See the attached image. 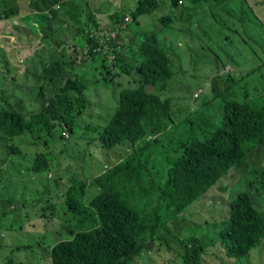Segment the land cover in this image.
<instances>
[{
    "label": "trees",
    "instance_id": "16d2710c",
    "mask_svg": "<svg viewBox=\"0 0 264 264\" xmlns=\"http://www.w3.org/2000/svg\"><path fill=\"white\" fill-rule=\"evenodd\" d=\"M229 1L234 0L165 2V11L167 5L170 9L166 16L156 13L152 27H157V31L144 26V17L161 8L159 0H141L135 12L123 7L121 12L109 16L112 28L106 26L102 32H114L123 23L127 31H116L117 38L102 40L100 45H92L91 33H81V38L86 39L90 47L76 45L68 59L55 57L48 60L37 74L42 81L41 86L34 85L31 80L35 77L32 73L35 69L29 70L23 59L19 66L15 60L16 52L7 50L4 47L6 41L0 38V61L9 71L7 75L0 67V145L4 147L5 141L26 134L39 142L42 136L46 137L45 150L34 153L33 147L41 148L35 142L29 150V157H34L29 168L31 171L50 169L51 144L67 140L66 134L74 133L77 122L93 102L87 92L93 90L98 93V88L92 87L94 84L102 81L112 85L114 94L118 96L117 103L112 96V104L118 107L104 132L86 143L84 154L90 153V157L101 162L96 164L93 159L90 164V175H93L90 183L83 179L81 169L65 171L61 176L57 174L47 179L50 200L46 204L41 200L36 202L37 207H44L39 218L51 223L49 227L42 228V232L54 243L42 249V257L38 253L40 244L12 245V251L3 254L6 259L0 258V264H146L148 260L157 259L154 250L158 253L167 244V233L175 235L184 230L175 216L181 215L197 201H202L204 211L200 227L210 225V220L215 218L207 216L213 213L204 208L209 202L212 207L224 210L220 221L212 222L219 227V235L201 233L197 238L181 239L180 247L174 252L176 262L204 264L205 252L216 245L214 254L217 257L223 253L234 260V264H244L241 263L243 260L249 264L251 253L264 242V99L260 92L264 91V85L257 86L259 83L252 82L258 81L250 79L264 75L261 72L264 69L263 54L253 51L259 58L255 69L253 63L248 67L252 69L247 73L248 77L243 73L228 72L227 75L224 72L212 78L208 99L193 106L196 111L185 116L182 124L186 127L183 130L175 121L171 99L161 95L169 89L176 74L175 68L181 61L180 54L174 59V52L193 45L191 40L182 43L162 38L163 33L173 34L174 23H186L185 19H188L191 26L198 25L199 29L189 34L175 33L177 38L188 36L205 43L201 36L210 31L206 24L211 23L210 32L215 22L221 25V16L217 17L219 13L214 14L213 8H220ZM72 4L73 0H32L31 14L37 13L49 25L53 18L69 16ZM186 4L196 9L204 4L211 10L209 13L191 14ZM56 6L60 9L56 10ZM80 9L77 10L78 17L82 13H79ZM224 10L229 12V9ZM241 11H250L253 30H264V21L253 7L244 4L238 14ZM17 13V8L0 4V19ZM127 14L132 21L125 20ZM131 25L137 27L136 31L128 30ZM249 42L256 43L252 36ZM100 46L104 48L101 57H104L106 69L102 78L95 75L91 66L87 71L77 73V67H87L82 64L83 52L78 53L80 57L74 60L71 56L81 50L89 58L95 57V48ZM259 46L263 49L262 44ZM201 48H204L203 43ZM207 49L218 61L222 60L216 50L209 45ZM111 56H114L115 63L110 62ZM228 63L239 66L241 61ZM11 71L13 76L10 78ZM92 74L93 77H88ZM122 77L125 80L119 83L118 78ZM26 93L34 95L32 104H27L28 108L24 103ZM164 140L168 143L177 141L174 151L173 148L170 151L173 155L180 152L182 156L176 161L174 159L167 173L157 177L154 172H159V166L153 163V155L160 152ZM11 148L13 155H20L19 148ZM26 155L21 154L20 157L25 158ZM114 162L120 163L113 165ZM103 169L105 171L98 175ZM7 176L10 180L17 179L15 175H3L0 176V184L7 183L4 180ZM242 180L246 191L234 198L229 182H234L231 187H235ZM214 187L219 192L215 196L211 194ZM26 199L23 191H16L7 198L0 190L3 208L16 202L27 208ZM2 245L0 243V249ZM150 249L153 253L147 255ZM15 250L20 252V256L12 258Z\"/></svg>",
    "mask_w": 264,
    "mask_h": 264
},
{
    "label": "rangeland",
    "instance_id": "374dc122",
    "mask_svg": "<svg viewBox=\"0 0 264 264\" xmlns=\"http://www.w3.org/2000/svg\"><path fill=\"white\" fill-rule=\"evenodd\" d=\"M140 1L141 0H73L70 15L67 17L53 18V20L58 24L57 30L65 37L68 36L69 31H76L77 34L74 39L78 46L90 47L88 46L89 44L86 42V39L81 38V33L85 34V32H87V35L91 33L90 39L93 43L92 45H100L102 44V40L117 38L116 31H127V26L123 23L122 26L114 32H111L113 30L102 32L106 26L112 28L109 25V16L114 13L121 12L123 7L130 8L132 12H135L137 8H139ZM159 1L161 3V8L159 10L157 9L155 13L144 17V26L152 31L158 30L157 27H152L153 21H155L156 13L159 12L162 16H166V13L170 9V6L167 5L165 11L164 5L165 2H170V0ZM263 1L264 0H261L260 5L257 6L255 1L251 0L253 9L262 21H264ZM21 2L22 12L30 13L31 10L27 7L29 5V1L21 0ZM203 5L196 9L194 6L186 4V8L189 9L191 14L209 13L211 7H205ZM79 7H81L79 13L82 12L80 17L76 16ZM221 7L213 8V13L215 14V12H218L219 14L217 17L221 16V25L215 22L213 31L210 32L211 27L209 24L211 23L206 24L208 25L206 29L210 31H207V35L201 36L205 43L198 39H189L188 36L177 38L176 34L178 35L180 32L189 34L190 32H196L199 29L198 25L191 26V20L188 19H185L186 23L179 21L176 24L175 22V32L173 31V34L168 35L166 32L163 33L162 38L180 40L182 43L187 40H191L193 44L192 48H184L174 52V59L178 57V54H180L181 61L175 68L176 74L170 83L169 89L161 94L163 98L171 99L174 106L173 111H175V121L177 124H180L181 130L186 127L182 124L185 116L196 111L193 106L198 105L205 99H208L210 89L209 81L212 78L219 75L221 76L224 72H227V75H229L228 72H232L233 74L243 73L247 76V73L252 71V69H248V67L253 63V69H255V66L258 63L257 58L259 57L255 56L253 51H258L259 55L262 56L263 54L264 56V30L252 29L253 19L250 11H246L245 13L241 11V14H238L240 13L239 10L244 7V5L240 4V0L226 2ZM224 8L229 9L227 14L229 17L226 16L227 11L224 10ZM59 9L60 6H56V10ZM185 15H187V11L185 12ZM75 16L78 17L77 20L74 18ZM125 20L132 21V18L129 14H127V16H125ZM96 24H100L98 25V28L96 27ZM158 26L161 25L158 24ZM136 28L137 27L135 25H131L128 30L136 31ZM216 30L220 31L213 34ZM250 36L253 37L256 43L251 44L249 42ZM201 43H203L204 48H201ZM260 44H262L263 49L259 46ZM207 45H209L211 49L220 53L222 60L218 61L219 59L214 57L213 54L208 51ZM253 45L254 48L252 47ZM103 50L104 48L100 46L99 50H97L99 52H95L94 55L96 56L91 58H89L90 56H88L85 51L78 50L76 55L71 56V58L74 60L75 58L80 57L78 53L83 52L81 58L82 64H86L87 67H77L76 72L80 73L81 71L88 69V66H91V70L95 72V75L98 78H102V74L106 71L103 64L104 57H101V51ZM56 56L57 55L52 51H45L38 53V55L30 56L25 60V63L29 67L35 69V71H32V73L35 74V77L34 79H31L34 85L41 86L42 81L37 77V74L42 69L44 63L48 62V60L54 59ZM16 60L19 66H21L18 56H16ZM110 60L111 63H115L114 56H111ZM231 60L241 61L240 64H242L243 69H240L241 65L239 63V66H236V63L235 65L228 63ZM216 63L221 65L217 66ZM222 65H225L226 68H223ZM0 67L4 68L5 73L8 75L9 71L5 67L4 62L0 61ZM261 72L264 74V69L261 70ZM12 76L13 72L11 71L9 77L11 78ZM93 76L94 74L88 77ZM255 76H258L256 72ZM250 79H252V81H258L252 82L254 84L259 83L256 84L257 86L264 85V75ZM123 80H125V77H122L120 80L118 78L119 83H122ZM248 86H251V84ZM92 87L98 88V93L95 94L93 90L87 92L88 97L93 102L77 122L74 133L70 136H67L66 134L65 137L67 140H59L51 144L53 154H50L52 163L49 170L39 172L29 170L32 165L31 159L34 158L29 157V150L32 144L35 142L36 145L38 144L41 146L40 149L37 146L33 147L32 149L34 150V153L45 150L44 142L46 141V137L42 136L40 143L35 140L32 135L26 134L21 138L27 139V141H22L21 138H15L13 140L5 141L4 147L0 145V176L11 174L17 177V179L10 180L9 176H7V178L4 179L7 183L3 182L0 184L1 192L7 198L11 197V195L16 191H23L27 196L25 201V207L27 208H22L24 206H22L21 202H16L13 205L9 204L7 208H3L4 206L0 200V243L3 244L0 249L1 259H6L3 254L11 252L12 245L15 247H21L23 245L34 243L41 245L38 253L42 257V249L47 248L51 243H54L50 238L45 236L46 234L44 232H42V228L45 229L46 227H49L51 223H45L42 218H39V215L43 212L44 207H37L36 204L38 200H41L45 204L50 200L51 190L47 179L52 176H57V174L61 176L65 171L81 169L84 173L83 179L87 181V184H89L93 176L90 175V173H92L90 164L93 159L96 164H101V162L97 159L90 157V153L87 155L84 154L87 148L86 143L98 134L104 132L107 122L111 119L118 107L117 104H112V96L116 103L118 102V96L114 94L112 85H107L102 81L94 84ZM260 92L264 99V91L261 90ZM33 96L34 95L32 93H26V100L24 101L26 106L28 102L32 104L31 101L33 100ZM33 104L36 108V104ZM215 106L220 107L219 105ZM95 108L96 112L94 113ZM87 121H91L92 123H87ZM56 133L58 136L60 135V132L57 131ZM168 142V140H164L162 143L163 147L160 148V152H156L153 155V163L159 166V172H154V175L157 177L161 174L167 173L168 169L172 166L174 159L176 161L182 156L180 152L173 155L170 151L171 148H173L172 151H174L178 142ZM11 147L19 148L20 155L27 153V157L23 158L18 154L13 155ZM119 163L120 162H114L113 165H119ZM104 171L105 169L99 171L98 175ZM233 183L234 182H229L228 187H230L234 198L240 193L246 191V188L244 187V180H242L240 185L231 187ZM218 193L219 192H217L216 187L211 190V194H214L213 196L218 195ZM207 205L208 207H204L205 210L213 211V213L209 215L207 214V216L209 218L215 217L213 220H210V225L204 224L200 227V224L203 223L202 217L204 216L202 201L195 202L187 207L181 215L175 216L178 218V225L183 227L184 230H181L175 235L170 232L166 234L165 242H167V244H164L161 251H158V253L163 256V259L160 260L158 264H179L174 258V252L178 247H180L181 239L189 240L191 236L197 238L201 233L207 236L216 235V237H218L219 227L212 222H219L224 210L220 207H212L211 202ZM215 248L216 245L210 246L207 252H205L204 264L235 263L234 260L228 259L223 253L220 257H217L214 254ZM158 253L154 250L156 257H158ZM27 254L28 253L25 252V256H27ZM19 256L20 252L16 250L11 255L12 258ZM263 261L264 242L251 253L249 264H263ZM241 263L247 264L248 261L243 260Z\"/></svg>",
    "mask_w": 264,
    "mask_h": 264
},
{
    "label": "crops",
    "instance_id": "0c3cea01",
    "mask_svg": "<svg viewBox=\"0 0 264 264\" xmlns=\"http://www.w3.org/2000/svg\"><path fill=\"white\" fill-rule=\"evenodd\" d=\"M28 1L29 5L27 7L30 8L32 0ZM254 1L257 6L261 3V0ZM21 3V0H0V4H6L8 7L18 9L16 15L0 19V38L6 41L4 47H7L9 51L16 52L19 62L21 59L26 62L25 60L28 57L45 51L54 52L57 58L65 57V59H68L70 52L74 51L77 45L74 39L77 34L76 31L71 30L67 37L63 36L57 30L58 24L56 21L53 20L48 25V21L37 13H23ZM240 4H249L252 7L251 0H240ZM45 65L46 63L43 64V66ZM26 66L28 65L26 64ZM32 69L34 68L29 67V70Z\"/></svg>",
    "mask_w": 264,
    "mask_h": 264
},
{
    "label": "clouds",
    "instance_id": "9594fccd",
    "mask_svg": "<svg viewBox=\"0 0 264 264\" xmlns=\"http://www.w3.org/2000/svg\"><path fill=\"white\" fill-rule=\"evenodd\" d=\"M152 253H153V250H151V249L147 251V255H152ZM160 260H162L161 259V254L158 253V257H157L156 260H148V262H146V264H158V262Z\"/></svg>",
    "mask_w": 264,
    "mask_h": 264
},
{
    "label": "built area",
    "instance_id": "2783aa9c",
    "mask_svg": "<svg viewBox=\"0 0 264 264\" xmlns=\"http://www.w3.org/2000/svg\"><path fill=\"white\" fill-rule=\"evenodd\" d=\"M101 43H103V41H101ZM95 49H96V51H97V50H99V47H97V48H95ZM97 52H99V51H97ZM102 52H103V51H101V53H102Z\"/></svg>",
    "mask_w": 264,
    "mask_h": 264
}]
</instances>
